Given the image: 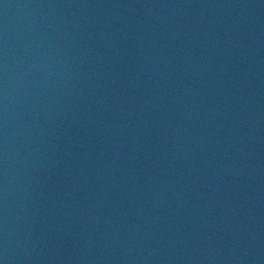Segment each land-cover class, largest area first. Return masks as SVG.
<instances>
[{
  "label": "water",
  "instance_id": "obj_1",
  "mask_svg": "<svg viewBox=\"0 0 264 264\" xmlns=\"http://www.w3.org/2000/svg\"><path fill=\"white\" fill-rule=\"evenodd\" d=\"M0 264H264V0H0Z\"/></svg>",
  "mask_w": 264,
  "mask_h": 264
}]
</instances>
